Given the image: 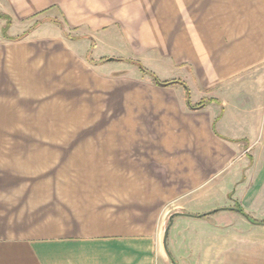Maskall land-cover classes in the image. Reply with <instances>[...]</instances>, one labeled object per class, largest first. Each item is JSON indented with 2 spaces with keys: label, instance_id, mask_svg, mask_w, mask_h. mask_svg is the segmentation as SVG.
Segmentation results:
<instances>
[{
  "label": "crops",
  "instance_id": "crops-1",
  "mask_svg": "<svg viewBox=\"0 0 264 264\" xmlns=\"http://www.w3.org/2000/svg\"><path fill=\"white\" fill-rule=\"evenodd\" d=\"M130 36L180 73L164 86L141 73L139 104L152 112L162 99V128L0 145V264H173L161 216L234 231L251 229L243 214L257 201L264 215V0H0L1 118L23 121L29 90L101 78L109 61L96 50ZM122 59L111 61L139 62ZM16 126L2 134H23Z\"/></svg>",
  "mask_w": 264,
  "mask_h": 264
},
{
  "label": "rangeland",
  "instance_id": "rangeland-1",
  "mask_svg": "<svg viewBox=\"0 0 264 264\" xmlns=\"http://www.w3.org/2000/svg\"><path fill=\"white\" fill-rule=\"evenodd\" d=\"M130 38L133 49L129 42L126 44L124 40L122 42L117 39V42L114 41L112 44L107 41L103 45L105 49L96 51L101 52L103 59L139 60L145 69L154 72L158 80L180 77L178 68L153 64L152 50L145 46L147 44L144 39L132 36ZM98 54L94 51L92 56L95 57ZM27 61L30 60L27 59ZM124 61L123 63L116 61L103 63L104 67L100 68L102 71L96 69V73L100 74L101 78L91 73L89 78L79 82L78 79L70 80L67 86L61 82L58 88H52V90L44 86L40 90L37 87L36 93L30 90L22 93L23 99L20 98V102H22L24 111L21 110L20 114L24 119L19 124L17 120H3L1 117L4 113L7 115L9 113L0 109V145L99 143L101 138L97 134L100 128L161 129L162 119L156 120V118L164 111L162 110V99L155 105L156 109L151 110L152 112L143 109L145 106L139 103L140 99L146 101L150 94L147 88L150 79L141 74L140 70L137 71V66ZM31 71V68L26 70V77L34 78ZM1 75H3L2 72H0ZM1 83L3 79L0 77ZM3 86L4 83L1 86L2 90H4ZM25 91L28 90L25 89ZM162 95L161 93L154 94L155 97ZM7 124L9 128L18 124L16 126L19 127L18 130L11 129L10 131L23 134L3 135L2 132L7 131ZM78 127L89 128L92 131L88 133L93 135H56L57 129ZM34 132L46 134L36 135L33 134ZM257 203L258 201L254 204ZM255 205L253 206V210L256 211L254 215L247 212L243 214L244 212L240 211L245 220L252 223L251 229L236 227L232 229L234 231H227L223 228L188 227L179 221L172 225V222L164 244L172 263L264 264V248L260 246L259 241L264 235V230L261 229L264 225V215L258 214L259 207ZM169 217L161 216L157 220L158 222L163 221L162 228L167 227Z\"/></svg>",
  "mask_w": 264,
  "mask_h": 264
},
{
  "label": "trees",
  "instance_id": "trees-1",
  "mask_svg": "<svg viewBox=\"0 0 264 264\" xmlns=\"http://www.w3.org/2000/svg\"><path fill=\"white\" fill-rule=\"evenodd\" d=\"M121 60V59H120ZM126 62H128V63H134V65L135 66H137L138 67V69L143 73V74H148L151 78H152V80L156 83V84H158V86L159 85H161V86H164V85H169V84H171V83H160V82H158V79H157V77L154 75V74H152V72H150V71H148V70H146L139 62H136V61H131V60H126ZM174 82H179V81H173L172 83H174ZM239 208V207H238ZM239 210L240 211H242L240 208H239ZM169 257V256H168ZM170 258V257H169ZM171 259V258H170Z\"/></svg>",
  "mask_w": 264,
  "mask_h": 264
},
{
  "label": "water",
  "instance_id": "water-1",
  "mask_svg": "<svg viewBox=\"0 0 264 264\" xmlns=\"http://www.w3.org/2000/svg\"><path fill=\"white\" fill-rule=\"evenodd\" d=\"M111 60H113V59H109L108 61H111ZM173 216L174 215H171L170 217H169V223H168V225H167V227L165 228V232H163L164 233V238H163V245L166 243V237H167V231H168V229H169V227H170V225H171V223H172V218H173ZM164 247H165V245H164Z\"/></svg>",
  "mask_w": 264,
  "mask_h": 264
}]
</instances>
